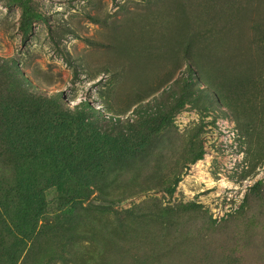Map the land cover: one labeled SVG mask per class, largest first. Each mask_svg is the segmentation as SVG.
Listing matches in <instances>:
<instances>
[{"label":"rangeland","instance_id":"obj_1","mask_svg":"<svg viewBox=\"0 0 264 264\" xmlns=\"http://www.w3.org/2000/svg\"><path fill=\"white\" fill-rule=\"evenodd\" d=\"M0 264H264V0H0Z\"/></svg>","mask_w":264,"mask_h":264},{"label":"trees","instance_id":"obj_2","mask_svg":"<svg viewBox=\"0 0 264 264\" xmlns=\"http://www.w3.org/2000/svg\"><path fill=\"white\" fill-rule=\"evenodd\" d=\"M56 101V100H55ZM58 103V102H57ZM6 117H8L7 115H6ZM51 144H49V143H46V145L44 146V148L45 149H49L48 147L50 146ZM173 190V188H170V191H172Z\"/></svg>","mask_w":264,"mask_h":264},{"label":"bare ground","instance_id":"obj_3","mask_svg":"<svg viewBox=\"0 0 264 264\" xmlns=\"http://www.w3.org/2000/svg\"><path fill=\"white\" fill-rule=\"evenodd\" d=\"M219 54H220V52H219ZM217 63V62H216ZM229 66V65H228ZM223 71V70H222ZM231 72V71H230Z\"/></svg>","mask_w":264,"mask_h":264}]
</instances>
